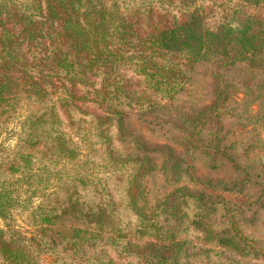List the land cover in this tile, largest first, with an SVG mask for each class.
<instances>
[{"label":"trees","instance_id":"trees-1","mask_svg":"<svg viewBox=\"0 0 264 264\" xmlns=\"http://www.w3.org/2000/svg\"><path fill=\"white\" fill-rule=\"evenodd\" d=\"M24 102L14 148L0 143V264L264 257L241 227L253 207L264 233V0H0V134ZM14 174L41 192L30 236Z\"/></svg>","mask_w":264,"mask_h":264},{"label":"rangeland","instance_id":"rangeland-1","mask_svg":"<svg viewBox=\"0 0 264 264\" xmlns=\"http://www.w3.org/2000/svg\"><path fill=\"white\" fill-rule=\"evenodd\" d=\"M157 10V11H156ZM171 10V9H170ZM169 10V11H170ZM172 13L176 14L178 17H180V13L177 9L173 8L172 6ZM162 14L164 12L158 11V9H155V19L160 18L162 19ZM162 21H166L165 18H163ZM124 76L128 79V81L131 84L132 88H138L140 84H142V79L139 76H136L135 74L132 75L129 71H123ZM202 70L199 71V77H200V85L203 86L204 92H206L209 96V99L207 101V104L210 102V93L209 90L211 88V82L210 79L202 74ZM199 87V86H198ZM195 89L196 91L199 90V88ZM242 97V94L239 95V98ZM31 106L24 102V104L19 108L16 117L10 121L7 126L3 129L2 133L0 134V143L3 145L4 150H12L14 148V145L17 140V134L21 129L22 121L25 117V115L29 112ZM253 112L256 111L257 106L254 105L252 107ZM134 115H131L128 118V124L132 127V130L136 133H140L145 138L150 139L152 142H163V137L161 136V133L155 132V129L149 130V127H147L144 123V120L139 117L138 114L133 113ZM174 118V115H173ZM262 135L264 137V131H262ZM251 157L254 156H262L264 157V148L260 151H255L250 155ZM227 167V166H226ZM230 171L231 168L227 167ZM214 172H218V175L220 177L228 176V172L226 170H222L219 173V170H214ZM199 174V172H198ZM19 176L18 174H14L12 177L6 178L9 184V188L12 191V195L16 196V198L21 203L20 206L13 209V225L23 234L26 236L31 235V231L33 230L32 227L28 226L26 224V218L27 214L31 210V208L35 207L38 202L40 201V193L39 187L36 186H30L26 183V180L24 177ZM157 182H160V179L157 178ZM52 184H49L47 186L48 189L52 188ZM225 199L231 201L235 206H243L246 205L245 201L247 199L246 195H240L238 197L230 194L224 195ZM244 203V204H243ZM242 214L246 217L247 221L244 225H240L243 229H245L250 235L255 236L258 241L264 246V233L261 232V228L259 227V222L254 219V217H257V213L254 212V208L251 207L250 209L247 208ZM0 226H3V221L0 219ZM213 229H218V226L216 224L213 225ZM237 260L240 261L241 264H264V257H260L258 259H253L250 256H235Z\"/></svg>","mask_w":264,"mask_h":264}]
</instances>
